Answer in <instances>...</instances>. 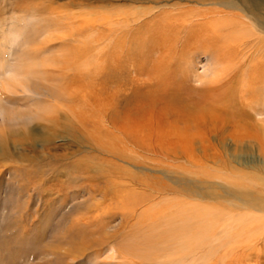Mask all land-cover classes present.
<instances>
[{
    "label": "bare ground",
    "instance_id": "1",
    "mask_svg": "<svg viewBox=\"0 0 264 264\" xmlns=\"http://www.w3.org/2000/svg\"><path fill=\"white\" fill-rule=\"evenodd\" d=\"M70 6H51L42 10V14L48 15L44 21L46 26L41 27L36 36L48 34L52 27L68 29L69 33L62 37L63 43L58 49L65 50L71 58L86 61L91 51L100 47L103 53L107 49L106 57L112 58L111 63L120 70L129 66L132 70H154V80L159 79V82L154 84V91L148 90L150 83H144L143 89L147 91L137 92L134 96L137 103L134 112L124 116L123 124L116 126L110 116V108L114 107L112 97H109L110 102L99 97L100 93H107L105 82L99 89H86L88 92L84 93L76 88L74 91V87L57 89L52 84L46 86L30 80L16 83L20 78L17 72L7 71L8 79L3 83V89L11 94L21 91L22 97L30 101L23 105L16 97L10 99L9 110L1 113L6 115V120L13 117L25 123L21 129H2L1 158L14 162L8 160L10 135L17 136L20 144L32 146L34 136L48 139L43 142L50 143L53 138L63 137L61 135L77 134L73 142L79 148L88 142L92 145L91 152L82 153L75 170L84 176L87 184L82 188L88 191V196L76 204L75 214L61 215L65 224L58 229L62 233L60 244L66 246V255L72 253L77 259L91 250L98 259L109 247L106 259L110 262L104 264H113V261L117 264H204L218 251L241 249L249 253L248 257L262 259L264 246L259 247L264 244V165L236 163L239 158L233 152L238 151L245 139L264 133V119L256 121L251 113L256 105L252 99L258 95L257 91L264 92L263 7L252 0H124L120 7H115L117 9L110 7V11L101 16L103 22L98 24L87 18L92 14L72 13L68 9ZM143 29L147 35L138 37ZM91 30L96 32L93 41L99 43L96 48L83 39L80 44L85 43V48L75 45ZM104 42H108L106 47ZM53 49L55 47H50L46 53L50 54ZM26 52L23 51V56ZM41 52L45 54L41 48L34 50L29 55L30 60L41 57ZM196 52L209 60L208 68L213 63L220 65L218 70L238 67L243 70L245 85L239 93L240 102L230 105L223 103L227 101L225 97L221 100L214 96L197 101L178 99L182 90L177 83L178 76L172 72L163 75L164 70L174 63L179 53L193 55ZM10 67L0 63L2 70ZM45 78L50 81V77ZM212 83H218V79ZM212 90L210 87L208 95ZM59 103L68 106L65 114L55 108ZM168 104H173L172 108H165ZM161 105L170 115L160 117L161 133L157 134L156 141L148 139L150 142L146 143L144 133L151 130L152 116L156 114L155 110L159 113L163 110ZM21 106L26 110H21ZM50 111H56L55 116L45 118L46 112ZM37 121L45 122L41 126L43 129L32 127ZM38 130L39 135L34 134ZM226 132L232 133L234 146L220 143L222 140L217 146L211 144L210 137L223 136ZM194 136H201L199 143ZM235 139H239L238 142ZM109 141L124 145L114 148ZM127 142L133 150L127 148ZM196 144L202 156L195 153ZM135 149L178 154L177 159L186 160L197 170L189 174L186 167L178 166L181 172L177 177L176 170L162 168L133 155ZM219 150L227 153L229 159L218 160ZM170 155L166 156L170 158ZM65 158L66 155L59 157V162ZM230 158L248 171L234 169ZM204 159L213 160L211 163L225 173H206L203 177ZM27 161L39 166L36 173L45 174L41 171L49 164L45 159L35 156ZM251 179L252 184L249 183ZM216 180L224 185L214 183ZM126 232L129 234L124 237ZM239 253L237 256L241 258L243 252Z\"/></svg>",
    "mask_w": 264,
    "mask_h": 264
},
{
    "label": "rangeland",
    "instance_id": "2",
    "mask_svg": "<svg viewBox=\"0 0 264 264\" xmlns=\"http://www.w3.org/2000/svg\"><path fill=\"white\" fill-rule=\"evenodd\" d=\"M123 1L124 0H0V63L3 65L5 64V66H12L5 70L0 68V134H2V129H5L4 131H11L12 129H21L25 126V123L15 120L13 117L6 120V115L4 116L1 114H4L5 109L6 111L9 110L7 108L9 107L7 105L8 101L15 97L18 98L19 103L23 105L30 101L29 99H24L22 97L21 91H12L13 94H11L3 89V83L8 79V75H6L7 71L17 72V75L20 78H17L18 81H16V83L21 81H26V83H28L30 80L40 82L46 86L53 85L55 86L54 88L57 89L74 87L73 90L76 88V90L79 89L80 92L84 93L89 90H94L95 88L99 89L105 82L108 88L107 93H100L99 97L107 102H110L109 97H112L111 101L113 100L114 107L110 108V114L112 113L110 116L112 119L111 122L116 126L123 124L124 116L128 115V113L134 112L137 104L134 100V96L137 92L140 94L147 91L146 89H143L145 86L144 83L147 82V84H151V87H148V90H155L154 87L156 86L154 84H157L159 79L154 80V77L156 76L154 70H132L133 68L130 66L128 69L124 67L123 70L117 68L116 64L111 63L112 60L110 59L112 58L109 59V56L106 57L107 49H105V52L103 53L99 50L100 47L96 46L99 43H93V41L96 40L95 30L89 31L85 36L83 35V37L77 42L78 44H75L81 48H85V43L90 42L95 48L97 47L98 50H93L91 51V54L89 53L90 56L86 60L87 62L84 60L83 62L80 58H71L65 50L58 49V46L60 47L63 43L62 37L69 33L67 31L68 29H56V27H52L48 34H42V36L39 34L36 36V32H38L41 27L43 28L46 26L44 21H46L45 19L48 15L42 14V10L47 7H63L64 5L69 4L71 6L68 9L72 13L79 14L84 12L85 14H92L91 17L88 16L87 18L91 19V22L99 24L103 22L101 16L107 14L110 11V7H120ZM252 1L259 3L263 7L262 13H264V0ZM145 35H147V31L143 29V32H140L138 37H145ZM148 38L152 39L151 36H148ZM82 39L85 43L80 44ZM31 40L34 41L31 42ZM46 42L49 43L47 44L48 46L44 45ZM100 45L102 46L103 43L101 42ZM104 45L106 47L108 42H104ZM50 47H55V49H53L50 54L46 53ZM40 48L45 54L42 55L41 52V54H39L42 55L41 57L38 56V59H33L34 61L30 60L32 52ZM25 50L27 51V54L29 52V57L26 53H24L26 55L23 56V51L25 52ZM149 56L150 55H148V57ZM173 61L174 63L168 67L169 70L168 68L164 70L163 75L172 72L174 75L178 76V80L177 78L176 80L178 86L182 88L178 93V99H183L182 102L191 99H194L193 101L202 100L205 99V96H214L221 100L225 97L224 100L227 101H223V103L226 102L230 105L240 102L239 93L244 89L245 84L243 85L244 72L241 69L239 70V67L238 69L231 68L228 70H218L221 69L220 65L217 66L212 63V66L208 68L207 63H210L208 62L209 60L204 56L199 55V53H194L193 55H186V53L182 55V53H179ZM63 62H66V65H64ZM72 65H75V67ZM245 70L248 72L247 69ZM149 71H151L150 75ZM99 74H102V76ZM46 76L50 77V81L44 80ZM108 76L111 77L109 80L107 78ZM217 79L218 83L213 84L212 82H215ZM210 87H212L213 90L211 91V94L208 95ZM17 89L20 90V88ZM86 89L88 91H85ZM115 92H118L119 95H114ZM257 94L256 98L252 99L256 104L254 106L255 109L253 108L251 110L256 121L261 118L264 119V112L261 111V109H264L262 106L264 103V92L257 91ZM57 105L55 108L58 107L59 110L61 109L62 113L65 114L67 112L66 110L68 109V106L65 103H59ZM59 105H61L63 109ZM172 105L173 104H168L165 108H172ZM159 107H163V110L160 113L156 110L154 111L156 114L152 116L153 119L151 120L154 124L149 128L151 130H148L147 134L144 133L146 136V143L156 141V138H158L157 134L161 133L160 130L163 125L161 122H158V120L160 117L170 115L169 110L167 111L163 105ZM20 109L26 110L24 106H21ZM161 113L165 114L162 115ZM55 114L56 111L55 113H51V111L49 113L46 112L45 118H48L50 115L55 116ZM40 123H42V121H37L32 124V127L37 128L35 126H39L38 128L41 129V126L45 122L42 124ZM254 123L256 124L255 121ZM38 133L39 130L34 132L36 135ZM61 136L63 137L53 138L50 143L43 142L48 139L34 136L35 143L32 146L20 144V140L17 136L10 135L9 137L11 143L8 145L10 153V158L8 156V160H13L14 162L6 161L3 157H0V264H104L105 262H110L106 259L109 255V247L102 251L103 254L98 259H96L94 252L91 250L86 252L83 257L76 259L72 253L71 256L66 255V250H64L66 249V246L60 244L62 233L58 228H60L59 226L61 224H65V221L62 222V217L66 214H72L74 209H76V204L84 201L88 196V191L82 188L87 182L84 181V176H80L75 170L78 166L77 162L82 158V153L86 155L87 152L92 151L90 147L92 145L90 142H88L90 145L88 143L81 144V148L73 142V138L77 136V134H74V136ZM230 136H233L232 133L226 132L223 136L219 135L220 138L218 136H212L209 140L211 139V144L214 145L215 143L216 146L221 140L220 143L234 146ZM194 137L197 140L196 142L199 143L201 136ZM148 139H150V141ZM174 139L175 138L173 137L171 140L173 141ZM235 140L238 142L239 139ZM109 142L114 148L124 145L118 142ZM242 142L243 143L240 142V146L243 145L239 147L238 151L236 150L237 152H233V155L239 158L236 160V163L243 164L242 161H244L245 165H264V133L261 134L260 132L257 137L247 138ZM128 145L129 147L127 148L133 150L130 147L131 144L128 143ZM86 146L87 148H85ZM198 148V144H196L195 153L200 156L201 153ZM242 148L244 149L243 151ZM222 150H219L216 154L219 156L218 160L223 158L229 159L230 156L227 153L225 154ZM132 152L133 155L135 154L142 160L146 159L147 162L150 161L152 164L162 166V168L169 167L176 170L178 173L175 176L177 177H180L179 172H181L178 166L186 167L189 174L192 170H197L195 165L188 164L185 162L186 160L182 158L181 160L177 159L179 158L178 154L175 156L176 154L174 155L172 152L164 154H161V151H157V153H148L143 149H135V152ZM167 154H171L170 156L173 158L167 157ZM63 155H66V158L63 159L62 162H59V157L61 158ZM94 155L98 154L95 153ZM35 156L45 159V162L47 161V163H49L46 164L49 167H42L41 171L45 172L44 175L36 173L37 171L39 172V166L37 167L35 164H31L27 161L28 158L32 159ZM202 161L203 165H205L203 171L201 170L202 172L205 171V174H202L203 177H205L206 173H225L222 172L223 170H221V168L211 163L213 160L205 161L204 159ZM204 162L207 163L205 164ZM230 163L232 167H235L234 169H237L238 171L239 169L242 171H248L242 166H238L233 160H231V158ZM204 168L207 170H204ZM260 168L262 169V167ZM213 182L224 185V182L222 181L216 180ZM249 183L252 184L254 182L251 179ZM80 189L81 191H79ZM76 217L77 215H74V218ZM128 234L129 233L126 232L124 237ZM255 238H257V236H255ZM262 246H264V244L260 245L259 248ZM262 250L264 252V247ZM241 251L243 254L241 255V258H238L240 254L239 252ZM56 252H59L63 256H58L59 254L57 255ZM248 254V252H244L241 249H225L222 252L218 251L211 261L208 260L204 264H264V256H262V259H258L255 256L248 257ZM115 262L116 261H113V264H117Z\"/></svg>",
    "mask_w": 264,
    "mask_h": 264
}]
</instances>
